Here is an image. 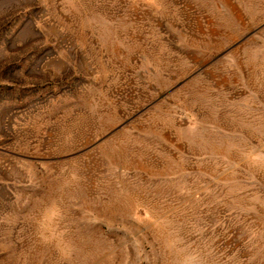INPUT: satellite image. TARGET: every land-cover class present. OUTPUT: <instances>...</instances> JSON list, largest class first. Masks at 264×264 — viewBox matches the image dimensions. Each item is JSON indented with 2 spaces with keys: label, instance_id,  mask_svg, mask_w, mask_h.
I'll list each match as a JSON object with an SVG mask.
<instances>
[{
  "label": "rangeland",
  "instance_id": "374dc122",
  "mask_svg": "<svg viewBox=\"0 0 264 264\" xmlns=\"http://www.w3.org/2000/svg\"><path fill=\"white\" fill-rule=\"evenodd\" d=\"M0 264H264V0H0Z\"/></svg>",
  "mask_w": 264,
  "mask_h": 264
}]
</instances>
